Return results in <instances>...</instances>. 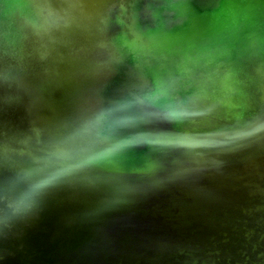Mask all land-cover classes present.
<instances>
[{
    "label": "water",
    "instance_id": "obj_1",
    "mask_svg": "<svg viewBox=\"0 0 264 264\" xmlns=\"http://www.w3.org/2000/svg\"><path fill=\"white\" fill-rule=\"evenodd\" d=\"M0 264H264V0H0Z\"/></svg>",
    "mask_w": 264,
    "mask_h": 264
},
{
    "label": "clouds",
    "instance_id": "obj_2",
    "mask_svg": "<svg viewBox=\"0 0 264 264\" xmlns=\"http://www.w3.org/2000/svg\"><path fill=\"white\" fill-rule=\"evenodd\" d=\"M98 119H102L98 118ZM63 172H58L53 174L50 177L42 178L37 180L30 188V190L26 193H23L20 200L17 202V206L21 208H26L30 205L32 198L37 195L39 192H41L43 189L49 187L55 180L59 178L60 175H62Z\"/></svg>",
    "mask_w": 264,
    "mask_h": 264
}]
</instances>
